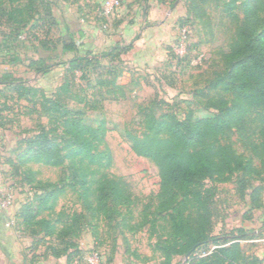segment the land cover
Wrapping results in <instances>:
<instances>
[{"label":"rangeland","instance_id":"1","mask_svg":"<svg viewBox=\"0 0 264 264\" xmlns=\"http://www.w3.org/2000/svg\"><path fill=\"white\" fill-rule=\"evenodd\" d=\"M6 1L3 7L9 9ZM49 1L60 25L49 17L40 21L44 23L42 28L33 29L30 22L23 30L27 32L26 38L22 37L24 41L14 42L10 49L0 48V77L6 69H13L24 76L27 85L38 90L34 102H29L16 90L0 85L3 116L0 120V200L9 199L0 212L15 213L13 220H6L8 226L18 228L23 237L29 239V246L21 256L12 259L14 264H77L68 254L52 255L46 242L37 245L32 259V248L42 234H33V225L26 228L22 220L16 218L25 204L42 193L33 184L39 180L54 183L61 176V168L36 160L24 163L20 155L28 147L25 139L37 135L43 128L61 147L67 143L63 118L44 107L45 103L50 105L48 98L58 100V94L63 96L59 87L64 77L69 92L64 93L62 103L74 113L80 110L79 117L87 124L101 127L104 141L99 149L111 154V165L106 173L123 179L130 188L135 202L134 218L126 223L137 225L144 205L156 202L161 179L157 164L133 151L127 131L143 132L145 114L150 111L158 115L170 113L181 119L216 112L209 106L211 100L205 93L211 91L210 82L224 69L222 53L229 50L235 37L228 4L235 1V11L243 17V0ZM41 12L45 16V12ZM63 23L71 25L72 29L82 28L87 33L85 47L95 54L116 43L131 44L132 48L119 58L107 57L100 68L91 70L86 77L79 69L66 72L61 65H56L47 76L29 72L27 58L40 54L34 50L38 45L35 38H45L50 24V39L60 40ZM6 28L0 27V32ZM2 40L0 34V43ZM66 40L70 41L68 36ZM13 56L25 60L14 63ZM100 73L107 84L97 85ZM230 140L239 151L249 154L235 132L230 134ZM67 150L64 148L62 153ZM29 169L35 171L32 184L26 180ZM203 184L213 191V234L230 238L239 234V230L249 231L239 241L246 254L263 259L261 264H264V177L247 184L240 183V176L234 175L228 182L205 180ZM74 211L85 212V209L77 197L66 192L43 217L55 218ZM78 228L82 255H87L95 246L103 254L105 264H165L164 254L155 248L169 231L166 220L160 219L154 230L147 225L134 232L125 227L121 216L109 219L101 215V219L96 220L87 212ZM3 239L0 236V263ZM101 242L102 245H98ZM199 253L205 254V251L199 250ZM49 254L54 257L49 258ZM186 260V255H175L171 264H183Z\"/></svg>","mask_w":264,"mask_h":264},{"label":"trees","instance_id":"2","mask_svg":"<svg viewBox=\"0 0 264 264\" xmlns=\"http://www.w3.org/2000/svg\"><path fill=\"white\" fill-rule=\"evenodd\" d=\"M6 2L10 4L9 9L3 7L5 0H0V27L7 26L0 32L2 49H10L14 42L24 41L27 32L23 30L30 22L33 29L42 28L44 23L40 21H46L47 17L54 19V24H61L55 19L49 0ZM234 2L228 4L227 12L235 24V37L229 50L222 53L224 69L210 82L211 91L205 93L211 100L209 106L216 112L181 119L170 113L158 115L150 111L145 114L143 132L127 131L133 151L153 160L161 179L156 202L144 205L137 225L126 223L134 218L132 206L135 202L130 188L123 179L106 173L111 165V154L99 149L104 141L101 127L87 124L79 117L80 110L74 113L62 103L64 93L69 92L66 77L59 87L63 96L58 94V100L47 99L50 105L45 103L44 107L63 118L68 141L61 147L43 128L37 135L25 139L28 147L20 155V161L36 160L61 168V176L54 183L39 180L33 184L42 193L25 204L16 218L21 219L26 228L33 225V234H42L37 243H48L52 255L68 254L72 262L82 264L84 255L79 244L78 225L89 212L96 220H100L101 215L109 219L121 216L125 227L134 232L147 225L154 230L160 219L166 220L169 231L155 248L164 254L165 264H171L175 255L187 254V264L263 263V259L246 254L239 241L249 231L239 230V234L230 238L213 234V191L203 184L205 180L228 182L234 175L240 176V183L247 184L264 177V0H243V17L235 11ZM50 27L49 24L45 38H35L38 45L34 50L40 54L27 58V69L31 73L47 76L56 65H61L66 72L79 69L86 77L91 70L100 68L107 57L119 58L132 48L131 44L116 43L95 54L85 47L87 33L82 28L72 29L71 25L63 23L60 40L53 41ZM67 36L70 41L66 40ZM24 60L12 58L14 63ZM98 76L97 85L107 84L101 73ZM0 85L16 90L29 102H34L38 91L27 85L24 76L13 69L1 74ZM1 113L0 108V120ZM232 132L237 134L249 154L234 146L230 140ZM64 148H68L66 153H62ZM34 175L35 171L29 169L26 176L29 184L34 182ZM66 192L81 201L86 213L74 211L58 214L55 218L43 217Z\"/></svg>","mask_w":264,"mask_h":264},{"label":"crops","instance_id":"3","mask_svg":"<svg viewBox=\"0 0 264 264\" xmlns=\"http://www.w3.org/2000/svg\"><path fill=\"white\" fill-rule=\"evenodd\" d=\"M15 213H11L9 211H3L0 212V236L4 238L2 242V252H3V259L0 264H14L12 259H17L21 255V252H24L27 248V245L29 246V239L23 237V235L20 233L18 228H14L12 226H8L9 219L14 218ZM8 227H6V226ZM3 227V228H2ZM11 241V242H10ZM31 245V244H30ZM38 243L34 244L33 246V252L31 254V257L33 259L34 253L36 252ZM31 251V249H29ZM37 253V252H36ZM5 255V256H4ZM49 258H53L54 256L48 255Z\"/></svg>","mask_w":264,"mask_h":264},{"label":"built area","instance_id":"4","mask_svg":"<svg viewBox=\"0 0 264 264\" xmlns=\"http://www.w3.org/2000/svg\"><path fill=\"white\" fill-rule=\"evenodd\" d=\"M8 202H9L8 198H5L4 200H0V211L2 207L7 205ZM82 264H105V258L103 254L100 252V250L94 246L92 250L88 252L87 255L83 256ZM183 264H187V262L185 261Z\"/></svg>","mask_w":264,"mask_h":264},{"label":"water","instance_id":"5","mask_svg":"<svg viewBox=\"0 0 264 264\" xmlns=\"http://www.w3.org/2000/svg\"><path fill=\"white\" fill-rule=\"evenodd\" d=\"M186 257L188 258L189 257V254H187Z\"/></svg>","mask_w":264,"mask_h":264}]
</instances>
